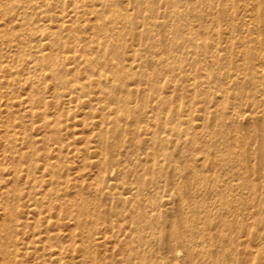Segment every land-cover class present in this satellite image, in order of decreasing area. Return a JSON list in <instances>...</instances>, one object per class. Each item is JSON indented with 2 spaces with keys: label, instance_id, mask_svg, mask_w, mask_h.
<instances>
[{
  "label": "bare ground",
  "instance_id": "bare-ground-1",
  "mask_svg": "<svg viewBox=\"0 0 264 264\" xmlns=\"http://www.w3.org/2000/svg\"><path fill=\"white\" fill-rule=\"evenodd\" d=\"M3 100L0 264H27L25 193L41 224L79 230L62 244L46 225L37 264H264V0H0ZM103 225L125 233L118 260L98 250ZM240 229L249 244L226 243Z\"/></svg>",
  "mask_w": 264,
  "mask_h": 264
},
{
  "label": "rangeland",
  "instance_id": "rangeland-1",
  "mask_svg": "<svg viewBox=\"0 0 264 264\" xmlns=\"http://www.w3.org/2000/svg\"><path fill=\"white\" fill-rule=\"evenodd\" d=\"M187 66V67H186ZM183 67L187 70L188 69V63L185 61L184 63H183ZM3 104V105H2ZM5 103H4V100H3V102H0V108H4V105ZM2 106V107H1ZM26 107L27 106H25V105H21V108L20 107H18L20 110H23L22 111V113H21V118H25V119H22V120H24V121H30V117L28 116V114L27 113H24L25 111V109H26ZM50 107V109H49V112L50 113H52V111L54 110L53 109V106H49ZM17 108V109H18ZM53 110H52V109ZM80 114V112H74V115H79ZM24 115V116H23ZM71 116L73 115V114H70ZM73 115V116H74ZM194 115H195V117L196 118H199V116H198V114H196V113H194ZM72 116V117H73ZM29 119V120H28ZM77 119H79V118H77ZM73 120V119H72ZM72 120L70 121V123H69V129L67 130V131H64L63 132V134H65V133H67V135H65V138H69L68 140H70V142L72 143V142H76V143H80V141L84 138V137H86L87 135H89L88 133H86V128H81L76 122L75 123H73L72 122ZM34 121H35V125H34V129H33V131H32V133L34 134V135H36V139H40L41 137H39V135L41 136V134H43V132H44V129H43V127L41 126V122L39 121V119L38 118H35L34 119ZM37 121V122H36ZM29 123V122H28ZM41 127V128H40ZM41 131H43V132H41ZM74 131V132H73ZM41 132V133H40ZM73 132V133H72ZM80 132V133H79ZM70 134V135H69ZM86 135V136H85ZM67 136V137H66ZM68 140H66V141H68ZM40 146L42 145V144H39ZM43 146V145H42ZM81 146V147H80ZM76 147H79V148H82L83 147V145L82 144H77V145H73L72 147H71V149L72 150H75V148ZM1 140H0V154H2V152H3V149H2V151H1ZM72 154H73V156H76V157H73L72 156ZM72 154H70V158H69V160L68 161H66V164H64V165H66L68 168H69V172H70V174H73V175H71V177L72 178H77V177H79L80 175H86L85 177H84V179H85V186L87 185V183L88 182H90V180H91V178H88V177H91V175H93V173H94V169L93 170H91V169H89V168H84L83 167V165H82V163H80V160L79 159H77V156H81V154H80V152H78V151H74V152H72ZM0 156H2L0 159H2L4 156H3V154L2 155H0ZM79 156V157H80ZM73 158V159H72ZM72 159V160H71ZM5 161H6V163H8L9 162V160L8 159H5ZM8 161V162H7ZM75 162V163H74ZM77 162V163H76ZM42 163V162H41ZM8 167H10V166H8ZM7 166L5 167V172H4V174H5V178L3 179V180H0L1 182H0V188H3L4 190L7 188V190L8 189H11L12 187H11V185H13L12 183H10V180H11V182H12V175H11V173H12V168L10 169V168H8ZM78 168V169H77ZM10 169V170H9ZM7 170V171H6ZM42 171V170H41ZM210 173H212V172H210ZM37 175H38V173H37ZM39 175H41V172H39ZM8 176H9V178H8ZM255 178H258V176L256 175L255 176ZM45 180L46 179H48L47 177H45L44 178ZM4 180H6V181H4ZM8 180H9V182H8ZM8 182V183H7ZM22 184H21V186L24 184V178L20 181ZM259 183H260V181H258V179H257V181H255V184H258L259 185ZM6 185V186H5ZM10 185V186H9ZM6 187V188H5ZM11 187V188H10ZM23 187V186H22ZM71 188V187H70ZM69 188V189H70ZM2 189V190H3ZM1 189H0V191H2ZM70 192H71V194H73L71 197H72V199L74 198V194H75V192H76V189H74V188H71L70 189ZM25 193V192H24ZM83 193H89V190L86 188V187H84V191H83ZM24 199H22L21 200V202H20V217L21 218H23L22 220H24V221H28V227L26 228V227H24V229H21L20 231H19V234L20 235H18L19 236V242H20V247L23 249H26V251L28 252V254H24L23 253V256L21 257V259L24 261V262H26L27 264H37V263H39V261L37 260V258H36V256H34L33 254H31V250H32V247L34 246V244H37L39 247L42 245V244H44V242H39V240L40 241H43L44 239H45V237L47 236V234H48V232L46 233V231H48L49 230V232H53V233H56V232H58L61 236V238L62 239H60L59 241L62 243V244H71L72 242H73V240H75V238H74V233H78L79 232V230H77V231H75V228L73 227V221L70 219V217L68 218V217H62L61 216V218H60V226L59 227H57V225L55 226V222L57 221V217L55 216V212H53L52 213V215L51 216H53L51 219H49V222H47V223H45V225L43 224H41V222H40V220L41 219H43V217L46 215V214H43L44 216H42V218H41V216L39 217V216H37L35 213L33 214V213H31L28 209L29 208H27V205H29L28 204V201L26 200L27 198H26V193L22 196ZM197 199H199V198H197ZM201 199V198H200ZM23 200H25V202H27V203H24L23 204ZM253 200V199H252ZM23 201V202H22ZM22 205V206H21ZM201 209H203V208H200V210ZM1 207H0V222L2 221V213H1ZM26 211V212H25ZM28 212V213H27ZM203 214V213H202ZM124 215L126 216L127 215V213L125 212L124 213ZM36 218H39L40 220H37ZM113 220H115V217H111ZM35 220H36V224H35ZM116 220H117V218H116ZM39 221V222H38ZM48 223H50L51 225H49ZM54 223V224H53ZM125 223V222H124ZM124 223H122L123 225H124V227H122V224H119V225H121V229H123V228H125L126 230H124L123 229V231L127 234L128 232H130L129 230H130V225L128 224V221L124 224ZM38 224L40 225V226H38ZM231 224H235L234 222L233 223H231ZM35 225V226H34ZM48 226V230H46L47 229V226ZM62 225V226H61ZM71 225V226H70ZM119 225H118V227H119ZM127 225H129V226H127ZM37 226V227H36ZM50 226H51V228H50ZM108 226V225H107ZM127 226V227H126ZM40 227V228H39ZM46 227V228H45ZM118 227H117V229H118ZM160 227H163V226H160V225H156V229H158L157 231H159V229H160ZM39 229V230H38ZM117 229H115V230H113V232L111 231V229L109 228V227H106V226H101L100 227V230L98 231V233L96 234V236L95 237H98V238H103V237H106L107 239H106V242L105 241H102V239H101V244H99L98 245V250L102 253V255L104 256V257H107L108 259H112V260H118V259H120L121 257H122V255L120 254V252H119V248L118 247H115L114 245H115V241H117L118 240V238L119 239H122L123 238V235L125 234L124 232L123 233H121L118 237L115 235V236H112L114 233H116V230ZM215 229H212V233L213 234H215ZM244 232V231H243ZM242 232V229H240L239 231H236V233H234V234H232L231 235V238L233 239V243L232 242H226V243H231V244H249L248 242H249V239H248V237H247V235L245 236V233H243ZM40 233V234H39ZM53 233H51V234H53ZM42 239V240H41ZM77 240H79V238H76ZM196 241H199L200 242V240H196ZM201 243V242H200ZM225 243V244H226ZM22 245V246H21ZM163 245V244H162ZM239 250L241 251L242 250V246H240L239 247ZM218 255H217V254ZM73 254V256L75 257V259H74V262L76 263V264H79L80 263V259H81V253L77 250V251H75V252H73L72 253ZM213 256V257H212ZM211 256V260H216L217 258H218V256H219V258L218 259H221V253H218V252H216L215 251V253L213 254ZM26 260V261H25ZM37 260V261H36ZM40 260V259H39ZM166 261V263H168V264H187V262H188V259L186 260L185 259V261H183V262H175V261H172L171 259H166L165 260ZM191 260H189V262L188 263H190L191 264V262H190ZM200 264V262L201 261H197L196 259H193L192 260V264ZM205 262H203V264H204ZM208 262H206L205 264H207ZM211 263H213V262H211ZM211 263H208V264H211ZM226 263H230L228 260H226ZM241 263V261H238V262H231V264H240ZM201 264H202V262H201Z\"/></svg>",
  "mask_w": 264,
  "mask_h": 264
}]
</instances>
